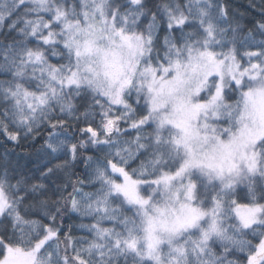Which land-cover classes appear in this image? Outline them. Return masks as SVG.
Instances as JSON below:
<instances>
[{
    "label": "snow or ice",
    "instance_id": "1",
    "mask_svg": "<svg viewBox=\"0 0 264 264\" xmlns=\"http://www.w3.org/2000/svg\"><path fill=\"white\" fill-rule=\"evenodd\" d=\"M0 137V264H264V0H0Z\"/></svg>",
    "mask_w": 264,
    "mask_h": 264
},
{
    "label": "trees",
    "instance_id": "2",
    "mask_svg": "<svg viewBox=\"0 0 264 264\" xmlns=\"http://www.w3.org/2000/svg\"><path fill=\"white\" fill-rule=\"evenodd\" d=\"M237 2L240 4H244L246 2V0H237ZM0 140H2V137H0ZM11 147L12 146L9 145V148H11ZM37 147H39V146H37ZM0 151H2V149H0ZM15 151L19 156L20 164L25 165L26 167L28 166L29 161H33L36 158L34 149L24 147V148H18ZM13 159L15 160V157ZM22 170H26V168L22 169Z\"/></svg>",
    "mask_w": 264,
    "mask_h": 264
}]
</instances>
